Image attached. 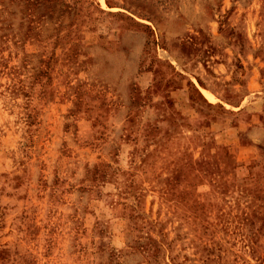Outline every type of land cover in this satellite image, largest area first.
Listing matches in <instances>:
<instances>
[{
	"label": "rangeland",
	"instance_id": "374dc122",
	"mask_svg": "<svg viewBox=\"0 0 264 264\" xmlns=\"http://www.w3.org/2000/svg\"><path fill=\"white\" fill-rule=\"evenodd\" d=\"M0 264H264V0H0Z\"/></svg>",
	"mask_w": 264,
	"mask_h": 264
},
{
	"label": "crops",
	"instance_id": "0c3cea01",
	"mask_svg": "<svg viewBox=\"0 0 264 264\" xmlns=\"http://www.w3.org/2000/svg\"><path fill=\"white\" fill-rule=\"evenodd\" d=\"M203 99H204V101H205L206 104H208V105H214L213 103L209 102V101L205 98V96H203ZM248 149H249V150H245V153H246V151H249V153L252 152L251 147H249ZM245 157H246V156H245ZM243 158H244V157H243Z\"/></svg>",
	"mask_w": 264,
	"mask_h": 264
}]
</instances>
